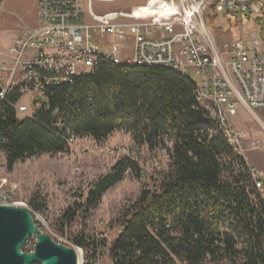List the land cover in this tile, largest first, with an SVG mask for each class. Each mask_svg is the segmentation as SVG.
Wrapping results in <instances>:
<instances>
[{
  "label": "trees",
  "instance_id": "trees-1",
  "mask_svg": "<svg viewBox=\"0 0 264 264\" xmlns=\"http://www.w3.org/2000/svg\"><path fill=\"white\" fill-rule=\"evenodd\" d=\"M215 17L207 18L211 29ZM195 87L161 66L102 65L52 86L48 108L26 119L12 106L20 99L15 92L0 105V151L13 170L33 157L69 152L71 140L130 133L139 152L163 150L170 167L158 188L144 189L118 219L112 264H264L262 194L243 155L197 101ZM129 174L145 176L136 160L124 157L95 182L78 211L96 209ZM76 243L89 253L85 264H95L106 244L98 238Z\"/></svg>",
  "mask_w": 264,
  "mask_h": 264
},
{
  "label": "built area",
  "instance_id": "built-area-1",
  "mask_svg": "<svg viewBox=\"0 0 264 264\" xmlns=\"http://www.w3.org/2000/svg\"><path fill=\"white\" fill-rule=\"evenodd\" d=\"M165 1L169 8L163 12L98 14L89 0L86 16L85 0H39L40 25L21 26V34L0 51L5 59L0 63V105L17 92L20 99L12 105L17 116L30 111V105L35 115L48 108L52 86L72 83L102 65L161 66L191 80L195 73L200 76L193 80L197 101L242 155L243 136L230 117L241 105L264 130V38L253 33L250 41L218 46L205 13L213 8L244 22H259L264 20V0H193L191 8ZM4 4L0 0V20ZM30 94L35 97L29 105L21 101ZM250 169L264 200V182Z\"/></svg>",
  "mask_w": 264,
  "mask_h": 264
},
{
  "label": "rangeland",
  "instance_id": "rangeland-1",
  "mask_svg": "<svg viewBox=\"0 0 264 264\" xmlns=\"http://www.w3.org/2000/svg\"><path fill=\"white\" fill-rule=\"evenodd\" d=\"M13 1L18 7L17 13L0 24L2 53L21 34V26H34L39 22V0ZM180 2L184 7L188 4L193 7L194 4L193 0H177V3ZM88 3L89 0H85L86 16ZM156 3L157 0H94L93 6L98 14L122 11L150 13L156 8ZM212 12L216 11L213 8L206 11L205 22ZM217 14L218 17L211 18L214 28H208L218 46L241 39L250 41L253 33L264 38V25L235 17L237 22H232L234 20L225 14ZM262 44L264 46V42ZM4 60V56L0 57V63ZM190 76L196 81L200 79L195 73ZM34 97L30 94L21 101L29 105ZM18 115L22 119L32 118L33 107L30 105V111ZM230 119L236 132L243 136L239 151L264 182V130L241 105L237 106ZM137 149L133 136L120 131L103 140L91 137L71 140L69 152L33 157L18 162L13 170H9L6 155L0 151V203L28 207L42 230L75 248L84 264L89 253L76 241L87 238L105 240V249L97 256L96 263L112 264L110 248L122 230L118 219L139 199L144 189L156 190L170 167V159L163 150L150 153L146 148H142L141 152ZM124 157L136 160L145 176L141 178L129 174L103 196L96 209L89 213L78 211L79 204L86 202L95 182ZM68 214H74L73 218L67 217ZM35 242L31 239L25 248L32 249Z\"/></svg>",
  "mask_w": 264,
  "mask_h": 264
},
{
  "label": "water",
  "instance_id": "water-1",
  "mask_svg": "<svg viewBox=\"0 0 264 264\" xmlns=\"http://www.w3.org/2000/svg\"><path fill=\"white\" fill-rule=\"evenodd\" d=\"M31 239L36 242L26 251ZM0 264H84V260L80 262L75 248L44 232L28 207L0 205Z\"/></svg>",
  "mask_w": 264,
  "mask_h": 264
},
{
  "label": "crops",
  "instance_id": "crops-1",
  "mask_svg": "<svg viewBox=\"0 0 264 264\" xmlns=\"http://www.w3.org/2000/svg\"><path fill=\"white\" fill-rule=\"evenodd\" d=\"M109 1V0H108ZM14 1L13 0H5V4L3 6L4 10H5V13L3 14L2 16V19L0 20V24L4 22V19L5 18H11L13 14L17 13L18 11V7H16L14 4ZM94 3V2H93ZM153 4V2H152ZM93 5V4H92ZM93 10H94V6H93ZM95 11V10H94ZM109 13V12H108ZM40 25V22H38L37 25H29V26H32V27H36ZM3 26V25H2ZM15 39V38H14Z\"/></svg>",
  "mask_w": 264,
  "mask_h": 264
},
{
  "label": "bare ground",
  "instance_id": "bare-ground-1",
  "mask_svg": "<svg viewBox=\"0 0 264 264\" xmlns=\"http://www.w3.org/2000/svg\"><path fill=\"white\" fill-rule=\"evenodd\" d=\"M109 1H113V0H109ZM190 5L188 4V7H189ZM169 8V5H168V3L165 1V0H157V3H156V8L154 9V11L156 10V9H159V11L161 12H163V10L162 9H168ZM190 8H191V6H190ZM173 9V8H172ZM80 262H82L81 260H80Z\"/></svg>",
  "mask_w": 264,
  "mask_h": 264
}]
</instances>
